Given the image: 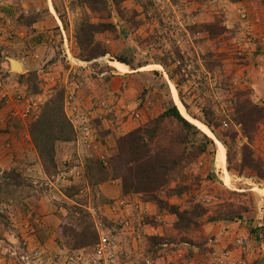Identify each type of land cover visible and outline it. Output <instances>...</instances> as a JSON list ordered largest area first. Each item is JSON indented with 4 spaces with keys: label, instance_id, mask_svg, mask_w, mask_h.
I'll use <instances>...</instances> for the list:
<instances>
[{
    "label": "rangeland",
    "instance_id": "obj_1",
    "mask_svg": "<svg viewBox=\"0 0 264 264\" xmlns=\"http://www.w3.org/2000/svg\"><path fill=\"white\" fill-rule=\"evenodd\" d=\"M225 3V0H100L99 9L93 10L85 0H0V67L6 59L23 64L22 74H16L26 86L23 99L27 107L25 112L18 110L13 115L15 141L9 139L2 144L5 157L12 156V160L10 170H0V264H20L15 252L27 244L44 246L51 252L58 247L79 249L70 247L75 238L74 225L79 229L91 226L96 234L92 246L80 248L87 252L94 249L99 233L113 238L124 251L132 244V238L122 236L134 226L140 227L146 236L141 237L143 246L151 247L152 238L159 237L166 248L193 247L201 256L206 252L213 255L206 264H217L214 248L217 237L205 240L195 234L192 225L187 231L176 230L174 215L159 212L153 203L134 194H128L130 197L126 194L130 210L123 213L130 229L120 230L123 216H112L111 202L100 194L99 185L116 180L121 183L111 176L109 163L116 153L117 139L158 117L173 102L215 146H208L178 175L174 174L159 195L178 206L179 211L195 203L207 208L208 216L244 210L241 217H223L212 223L242 224L241 230L246 235L235 237V247L242 253L248 250L264 253V181L259 180L255 168L248 166L252 162L264 170V121L250 142L242 135L240 126L231 121L236 98L250 99L260 106H264V99L251 87L247 72L241 71L247 63L233 53V39L243 21L238 16L227 17L222 10ZM83 19L115 27V31L95 36L107 53L89 61L81 56L74 38L76 26ZM206 24L217 27L220 34L210 38L202 28ZM121 56L132 62L133 70L116 61ZM216 61L218 66L209 71L207 65H215ZM179 66L181 72L173 73ZM127 67L129 70L123 73ZM73 96L78 97L81 109L93 115L89 116L95 129L91 150L87 144L75 142L74 134L72 145L59 149V154L54 148L53 159L44 162L46 152L40 154V146L34 143L30 129H34L38 142L49 136L43 125L51 121L49 115L43 116L48 106L59 112L61 105L70 123L67 115L72 110ZM178 96L187 112L181 110ZM202 109L212 111L210 118L217 123L216 131L226 147L214 135L207 134L208 128L201 123ZM163 128L165 145L170 138L181 140L187 133L173 119L165 120ZM187 144L181 142L180 147L186 148ZM28 162L37 164L38 172L34 167L14 170L11 166L15 163V167L23 168ZM74 166L76 169L72 170ZM12 169L20 175L22 187H14L12 180L4 179ZM107 173L110 174L105 178ZM5 183L12 185L6 187ZM179 187L185 189L168 195L169 189ZM142 205L154 206L155 212L149 213ZM114 210L119 213L117 208ZM144 223L155 226L162 234L147 236L144 231L149 227H144ZM59 227L69 232L65 240L57 235ZM145 256L147 253L130 260L154 264L153 257ZM128 261L127 257L118 260L121 264Z\"/></svg>",
    "mask_w": 264,
    "mask_h": 264
},
{
    "label": "trees",
    "instance_id": "obj_2",
    "mask_svg": "<svg viewBox=\"0 0 264 264\" xmlns=\"http://www.w3.org/2000/svg\"><path fill=\"white\" fill-rule=\"evenodd\" d=\"M85 1L93 10L99 9L100 0ZM202 28L212 39L220 34V30L212 24L203 25ZM107 31H115V27L108 23H91L85 19L77 24L74 38L81 51V56L84 57L86 61L103 56L107 53V50L103 49L100 43L95 40L97 34ZM221 31L223 32L222 29ZM116 61L127 65L132 70L134 69L132 62L126 57H117ZM218 64L219 62L216 61L215 65H207V68L210 71L213 67H217ZM180 69L182 70L181 66L177 67L173 73H180ZM176 85L178 86L179 82L176 83ZM240 95L241 94L238 96ZM178 99L187 112V106L185 103L179 98V96ZM232 102L233 101H231V103ZM173 104L174 105L171 107L165 109L158 117L119 137L116 141V153L109 159V163L111 176L115 179H120L121 190L124 195H140L144 202L153 203L159 212L174 215L177 219L175 222L176 230L184 229L187 231L190 229L191 225L192 227L194 226V228L198 227V223H196L195 220L206 216L209 210L199 203H195L189 209L179 211L178 206L170 204L168 200L162 198L159 193L167 188L170 181H172V176L174 174L178 175L191 163V160L203 154L208 146L214 147L215 145L212 139L203 133L197 126L188 122L189 118L183 114L185 118L188 119L186 120L174 102ZM233 105L235 107L233 111L234 115L231 114V121L240 126L242 135L250 142L252 141L253 134L258 125L264 121V106H260L255 102L250 101V99L239 101L238 98L234 100ZM46 109L48 111H45L43 116L49 115L51 121L47 125H43L47 129L46 132L49 136L41 137L38 142L35 139L36 133L34 132V129H30V135L34 140V143L36 142L40 146V154L42 155L46 152V154H43L45 156L44 162L53 159L56 143H69L74 140L73 128L66 119L63 109H61V105L59 112H55V108L51 106L46 107ZM202 113L204 119L201 123L208 128L222 146L226 147V143L219 138L216 131L218 126L217 123L213 122V119L210 118L213 114L212 111L210 109H202ZM167 119L175 120L182 125L187 133L181 140L178 138H170L168 144L165 145L164 142L166 141V137L164 136L163 122ZM44 120H46V118L41 121ZM181 142H188L186 148L180 147ZM244 149L247 150V147H244ZM243 161L248 162L249 160L243 159ZM248 166L255 168L259 180L264 181V170L262 171L255 163L252 165V162H249ZM109 174L110 173H107L105 178L109 176ZM18 177H20V175L14 170L5 174V180L13 181V185L11 183H5V186L11 187L12 185L14 187H22V185H19ZM184 189L185 188L183 187H179L177 190L169 189L168 195L172 196L175 193H180ZM22 201L23 200H21V202ZM243 212L244 210L235 211L232 215H225L222 213L213 216L207 215V222H216L224 219L223 217L229 216L241 217ZM235 213L236 215H233ZM74 229L75 232L72 236L75 238L70 244V247L73 249H80L81 247L92 246L95 243L96 234L91 226L84 225L82 229H79L74 225ZM57 230V235L60 239L65 240L68 238L66 235V233H69L67 232V229L59 227ZM259 231L263 230L261 229ZM251 233L258 234V231L251 230ZM151 242L150 248L152 249H154L153 246L162 245L161 238L159 237L152 238Z\"/></svg>",
    "mask_w": 264,
    "mask_h": 264
},
{
    "label": "crops",
    "instance_id": "obj_3",
    "mask_svg": "<svg viewBox=\"0 0 264 264\" xmlns=\"http://www.w3.org/2000/svg\"><path fill=\"white\" fill-rule=\"evenodd\" d=\"M225 1L227 3H225V7H223L222 10L226 13V16L229 18L231 17L236 18L238 16L237 9H242L247 14V18L245 22H243V24L248 26L255 35L262 38L259 39L254 44L252 51L248 54L247 58L244 60V62H246L247 64L242 67L241 71L247 72L251 87L255 90L256 94L262 96V99H264L263 98L264 97V0H225ZM230 9L232 10L230 11ZM228 24H234V23L232 21H228ZM23 70H24V66L23 64H21V74ZM128 70L129 68L127 67L123 73H126ZM19 77L20 75H17L16 73H13L11 71L9 61L8 59H6L5 62H3L0 67V170L1 171L11 169L9 167L10 166L9 164L10 161L12 160V156H8V158L5 157L6 154L2 151V144H4L9 139H13V142L16 139L15 138L16 136H14V133H16V131L15 129H13V125H12V123L16 119H14L13 115L15 116L18 110H20V112H25V110H27V107H24L26 100L23 99L24 98L23 93H25L26 86L22 84V82L19 80ZM72 98L76 104H80L78 97L76 98L75 96H73ZM83 111L88 115V117L93 116L90 112L88 114L85 110ZM72 143H74V141L69 142L67 144L56 143L55 145L56 153L59 154V149H63L65 148V146L72 145ZM91 144H92L91 142L87 144L90 150L92 146ZM27 147L29 148L30 151L31 149L30 143H27ZM82 149H84L83 145L81 146V150ZM33 153H34L33 155L36 157V153L34 151ZM36 162L37 160L35 159V163ZM11 166L14 170L15 169L24 170L25 168L27 169L28 167H34L36 169V172H38V165L37 164L30 165L29 162L23 168L15 167V163H13ZM75 166L72 168V170L76 169ZM99 190H100V194L111 202L109 208L112 207L113 209L111 210L113 212L111 213L112 216L120 217L122 215L124 217L123 213L126 210H127L126 212L130 210V208L127 209L128 207H130V205L127 204L128 199L130 198L127 197L130 196L127 195L126 197V195L122 193L121 186L120 184H118L117 180L112 181V183H104L102 185H99ZM120 200L126 202V206H123V208L119 210V213H117L114 210L116 209L115 203ZM145 204L148 205L149 203H145ZM147 205L145 206L142 205V206L145 207L149 213L155 212L154 206L148 207ZM125 219L127 221V218ZM198 219H199L198 221L196 220V223H198V227L196 228H194V226L192 227L193 231L196 230L195 231L196 235L205 238V240L212 238L214 236L217 237L215 241L218 242V244L214 246V248L216 249L215 255L218 256V258L215 259L218 261L217 264H264V257H263L264 253H262V255L260 252L255 254L253 251L251 252V250L242 253L240 248L235 247V241H234L235 237L240 236L241 238L242 236L246 235L245 233L242 232L243 230L242 224L223 222V221L217 223H209L207 222L206 216L200 217ZM146 226L149 227V229H145L146 231H144L145 234H147V236L152 237L162 234V232H159V230L155 228V226L145 224L144 227ZM126 228L130 229V227L128 226L121 228L120 230ZM129 236L132 238L131 239L132 244L127 246V248H124V251L126 250L127 252L126 253L127 256L123 255L122 257L129 258V261L125 264H136L134 263L133 260L130 259L132 257H135L137 259V257L143 256L145 253H147V256L145 257L147 258H149L148 256L153 257L151 261H153L154 264H173L172 261L174 262V264H206L205 262L207 260L209 262L212 258H214L212 257L213 256L212 254L210 255L207 252L205 253L204 256L199 255L198 253L200 251L193 247L192 248L181 247V249L173 250L171 248H166V245H160L155 249H152L149 246H143L144 243L141 244V237L142 239H145L146 236L142 235L140 227L134 228L133 226L132 230L127 232L126 236H122V237H129ZM262 250L264 252V249ZM189 252H191L192 255L189 254ZM130 261L131 263H129Z\"/></svg>",
    "mask_w": 264,
    "mask_h": 264
},
{
    "label": "built area",
    "instance_id": "obj_4",
    "mask_svg": "<svg viewBox=\"0 0 264 264\" xmlns=\"http://www.w3.org/2000/svg\"><path fill=\"white\" fill-rule=\"evenodd\" d=\"M237 14L238 18L245 22L247 18L246 12L242 9H237ZM259 39L262 38L255 35L248 26L241 25L233 39L232 50L236 58L244 61ZM71 109L67 116L73 128L76 142L81 144L93 143V139H95L94 128L88 115L74 100ZM115 206L120 210L123 206H126V202L120 200L115 203ZM122 218L120 221L123 222L121 228L128 227V222L124 217ZM118 224L121 225L120 223ZM237 243L242 245L241 240H237ZM15 254L20 264H121L118 260L123 255L127 256L122 249L118 248L113 238L102 233H99L97 243L92 252H87L84 249L69 251L60 247L51 252L47 247L27 244L23 247V250L18 253L15 252ZM146 264H151V262L146 261Z\"/></svg>",
    "mask_w": 264,
    "mask_h": 264
},
{
    "label": "water",
    "instance_id": "obj_5",
    "mask_svg": "<svg viewBox=\"0 0 264 264\" xmlns=\"http://www.w3.org/2000/svg\"><path fill=\"white\" fill-rule=\"evenodd\" d=\"M11 71L13 73H21V64L17 60L14 59H8ZM16 67V69H15ZM189 122V121H188Z\"/></svg>",
    "mask_w": 264,
    "mask_h": 264
},
{
    "label": "bare ground",
    "instance_id": "obj_6",
    "mask_svg": "<svg viewBox=\"0 0 264 264\" xmlns=\"http://www.w3.org/2000/svg\"><path fill=\"white\" fill-rule=\"evenodd\" d=\"M113 63H116V64H118L117 62H113ZM180 106H181V110L183 111L184 109V107L182 106V104H180ZM181 111V112H182ZM183 116V115H182ZM184 117V116H183ZM185 118V117H184ZM186 120H188L187 118H185ZM189 121V120H188ZM190 123H192L191 121H189ZM193 125H196L195 123H192ZM207 134L208 135H211V137H213V134L208 130V132H207Z\"/></svg>",
    "mask_w": 264,
    "mask_h": 264
},
{
    "label": "clouds",
    "instance_id": "obj_7",
    "mask_svg": "<svg viewBox=\"0 0 264 264\" xmlns=\"http://www.w3.org/2000/svg\"><path fill=\"white\" fill-rule=\"evenodd\" d=\"M74 132V131H73Z\"/></svg>",
    "mask_w": 264,
    "mask_h": 264
}]
</instances>
